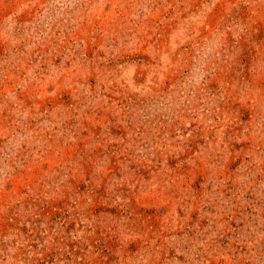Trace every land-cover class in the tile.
<instances>
[{"label":"rangeland","instance_id":"1","mask_svg":"<svg viewBox=\"0 0 264 264\" xmlns=\"http://www.w3.org/2000/svg\"><path fill=\"white\" fill-rule=\"evenodd\" d=\"M0 264H264V0H0Z\"/></svg>","mask_w":264,"mask_h":264}]
</instances>
